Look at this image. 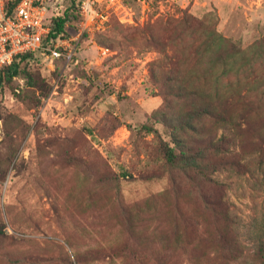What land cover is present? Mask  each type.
<instances>
[{
	"label": "rangeland",
	"instance_id": "rangeland-1",
	"mask_svg": "<svg viewBox=\"0 0 264 264\" xmlns=\"http://www.w3.org/2000/svg\"><path fill=\"white\" fill-rule=\"evenodd\" d=\"M44 2L60 16L73 0ZM97 7L102 28L77 40L67 23L72 60L36 54L0 85V264H236L210 201L236 215L249 263L264 212V0ZM165 145L185 158L168 163Z\"/></svg>",
	"mask_w": 264,
	"mask_h": 264
},
{
	"label": "built area",
	"instance_id": "built-area-1",
	"mask_svg": "<svg viewBox=\"0 0 264 264\" xmlns=\"http://www.w3.org/2000/svg\"><path fill=\"white\" fill-rule=\"evenodd\" d=\"M98 2L75 0L79 14L75 39L85 31L102 28L107 21V14L97 7ZM47 13L44 0H0V70L25 54L72 60L75 45L69 44L63 35L46 38L51 28ZM102 53L106 50L102 49Z\"/></svg>",
	"mask_w": 264,
	"mask_h": 264
},
{
	"label": "trees",
	"instance_id": "trees-1",
	"mask_svg": "<svg viewBox=\"0 0 264 264\" xmlns=\"http://www.w3.org/2000/svg\"><path fill=\"white\" fill-rule=\"evenodd\" d=\"M13 2H16L17 0H12ZM47 19L50 23V31L46 35V38H56L59 35H65L66 26L67 23L70 22V20H75V23L77 24L79 20V14L78 9L76 7L75 0L69 4V6L66 8L64 13L60 16H56L52 13H50V10L48 9L47 13ZM33 54H25L22 55L18 60L13 61L10 65L5 66L0 70V85L3 82V80H10L12 77L19 74L20 70L18 68V64L20 62H23L29 58H32ZM144 128H150L146 126L145 124L142 125ZM163 152L165 156V160L172 164L176 161L178 157H181L183 159L184 155L180 154L179 156L175 151L174 148L168 145H165L163 147ZM185 158V157H184ZM212 207L215 210V214H219L224 217V219L232 226V228L235 229V226L238 225L237 217L235 214L231 213L229 210H227L226 207L221 206L220 202L218 201H210L209 202ZM217 209V210H216ZM228 224L230 234L227 236L224 233H219L220 241L223 244V249L226 251L227 254L231 256V258L238 259V263L236 264H264V212L261 213V215L251 222L248 231L250 239L253 242V249L251 252L252 260L248 263L244 257H242V244L239 242V239L237 237V234H234L231 230L230 225ZM243 258L244 260H241ZM241 261V262H240Z\"/></svg>",
	"mask_w": 264,
	"mask_h": 264
}]
</instances>
